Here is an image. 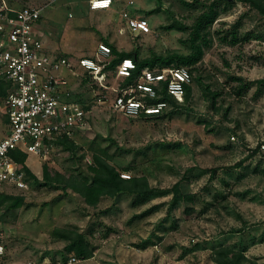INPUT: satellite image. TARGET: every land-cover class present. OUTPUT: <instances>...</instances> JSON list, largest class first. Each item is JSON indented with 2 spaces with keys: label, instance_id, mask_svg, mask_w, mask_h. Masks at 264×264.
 I'll list each match as a JSON object with an SVG mask.
<instances>
[{
  "label": "rangeland",
  "instance_id": "374dc122",
  "mask_svg": "<svg viewBox=\"0 0 264 264\" xmlns=\"http://www.w3.org/2000/svg\"><path fill=\"white\" fill-rule=\"evenodd\" d=\"M47 1L10 0L16 6ZM211 2L217 14L200 39L189 100L136 117L100 102L113 98L124 77L117 68L104 70L102 85L81 58L102 64L107 42L136 49L141 58L188 53L193 24ZM121 6L91 10L87 0H58L45 7L37 33L50 54L70 60L63 73L88 124L75 132L74 147L56 145L47 159L28 153L26 164L42 181L44 163L68 176L103 154L119 169L128 167L121 172L145 175L153 196L132 203L121 195L93 207L61 183L5 184L0 191L25 201L0 208L2 264L65 262L75 253L68 240L52 235L56 227L82 232L93 249L72 264H221L215 257L225 248L244 254L241 264H264V84L260 90L256 82L264 78L262 15L240 0H135L132 11L149 25L132 33ZM7 123L0 96V135ZM176 184L183 197L173 205Z\"/></svg>",
  "mask_w": 264,
  "mask_h": 264
},
{
  "label": "built area",
  "instance_id": "2783aa9c",
  "mask_svg": "<svg viewBox=\"0 0 264 264\" xmlns=\"http://www.w3.org/2000/svg\"><path fill=\"white\" fill-rule=\"evenodd\" d=\"M58 0H48L44 5L16 6L10 0H0V80L8 83L3 107L8 116V132L0 139V187L8 184L17 189H26L28 181L25 170L15 159L16 150L39 155L42 159L51 156L56 141L62 137L73 138L78 129L88 124L86 110L73 99L68 80L63 71L70 68L65 56L50 54L42 37L37 33V24L45 7ZM120 0H87L92 10L112 9ZM135 0H126L121 6V16L133 31L145 30L148 19L132 11ZM107 54L109 47L101 45ZM81 65L100 81L105 78L102 64L92 58L80 59ZM137 67L132 58H124L117 66V75L128 76ZM192 84V75L186 66H145L134 83L114 89L110 100L113 110L126 116L136 117L142 113L160 112L168 103H148L156 98L164 85L169 95L179 102L185 98L186 86ZM100 100V99H99ZM264 149V143L261 144ZM122 177H130L126 172ZM5 254L3 231L0 226V264ZM80 259L71 255L65 262L72 264Z\"/></svg>",
  "mask_w": 264,
  "mask_h": 264
},
{
  "label": "trees",
  "instance_id": "16d2710c",
  "mask_svg": "<svg viewBox=\"0 0 264 264\" xmlns=\"http://www.w3.org/2000/svg\"><path fill=\"white\" fill-rule=\"evenodd\" d=\"M126 0H120L116 3L117 5H122ZM249 5L255 7L259 13L262 15L264 20V0H240ZM92 10V9H91ZM133 10V9H132ZM216 3L211 2L209 4V9L202 12L193 24L192 29V40H191V50L188 53H170L166 56L164 55H153L151 57H139L138 50H121L114 44L107 42L109 45L110 52L107 54L104 61L105 66L103 70L116 69L118 64L124 58H132L137 67L132 69L130 75L125 76L120 87L126 86L128 84L134 83L141 72V69L145 66L154 67L156 64L159 66H186L194 81L193 70L195 65L198 63L200 57L203 54V44L200 39L203 36L204 28L211 24V22L216 17ZM43 17V16H42ZM41 17V18H42ZM40 18V20H41ZM39 20V21H40ZM208 22V23H207ZM132 33L133 31L129 29ZM139 32V31H138ZM141 32V31H140ZM236 33L233 32L231 43L237 41ZM175 62V63H174ZM261 85L264 84V78L256 81ZM8 83L4 80H0V96L3 100L7 93ZM245 86L239 85V89H243ZM185 92L184 102L190 99L191 96V85H187ZM159 95L156 98L148 99V103L155 104L157 102L166 101L169 104L182 105L183 102H178L173 96L169 95L165 85L158 90ZM83 106V105H82ZM168 106L164 107L162 111L166 110ZM84 107V106H83ZM6 114V113H5ZM155 115L157 113H151ZM151 114L142 113L141 116H147ZM7 115V114H6ZM8 121V116H7ZM62 144L66 147H74L73 138L62 137L56 141V145ZM253 152L255 151L252 150ZM15 159L19 162L20 166L26 172L27 181L31 179L37 183L46 185L50 182L61 183L64 188H70L76 192L87 205L96 207L100 202L106 198H117L121 195L131 196L132 203H143L151 196H153V189L151 188L149 181L145 175H130V177H122L121 170L128 169L124 167L119 169L117 166L112 164L109 159L103 154H94L93 160L87 165L86 168H78L75 173L65 176L59 170H51L47 163L43 164V180L40 181L36 174L32 172L29 166L26 164L28 154L23 151L16 150L14 152ZM178 184L173 188L174 200L173 205L176 204L181 196L178 194ZM25 198L23 196H18L12 193H7L0 191V208L16 209L21 207L24 203ZM173 207V206H171ZM52 235L58 238H64L69 241L67 249L69 252H74L75 255L81 259H86L92 256L93 249L87 243L85 235L82 232L74 230L73 228H54L52 230ZM244 254L241 252H235L228 248L218 250L215 260L221 264H241V259L245 258ZM249 264H259L255 261H250Z\"/></svg>",
  "mask_w": 264,
  "mask_h": 264
},
{
  "label": "crops",
  "instance_id": "0c3cea01",
  "mask_svg": "<svg viewBox=\"0 0 264 264\" xmlns=\"http://www.w3.org/2000/svg\"><path fill=\"white\" fill-rule=\"evenodd\" d=\"M7 127H8V129H9L8 123H7ZM8 129L5 131V133H4V134H1V135H0V139H1L3 136H5V135L7 134V132H8Z\"/></svg>",
  "mask_w": 264,
  "mask_h": 264
}]
</instances>
